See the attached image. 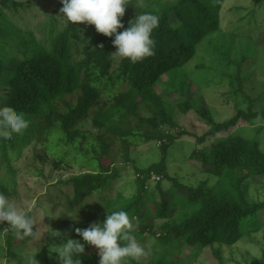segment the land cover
Returning <instances> with one entry per match:
<instances>
[{
    "label": "trees",
    "instance_id": "16d2710c",
    "mask_svg": "<svg viewBox=\"0 0 264 264\" xmlns=\"http://www.w3.org/2000/svg\"><path fill=\"white\" fill-rule=\"evenodd\" d=\"M222 1L131 0L122 17L124 27L142 13L160 18L158 28L152 33L155 54L136 63L116 55L114 36L98 33L94 25L68 21L58 28L52 18L40 26L39 32L44 34L41 39L34 37L32 29L12 30L9 25V34L17 37L19 43L13 48L17 56L0 57V104L25 113L30 121L29 127L21 134H13L11 140L0 137V159L7 162L9 172H15L10 165L11 157L18 155L30 140L39 145V158L50 155L54 165L58 162L62 165L64 158L81 159L80 165H85L86 171L59 181L71 187L72 193H65V207L72 209L71 206L80 204L96 191L111 192L112 184L119 177L116 164L130 160L129 145L152 140L160 145V161L147 168H134L133 194L118 193L115 198L105 194L107 214L126 211L132 225L137 224L130 233L147 253L145 259L125 258L124 264H184L175 256V251L184 245L211 247L215 259L221 263L220 250L215 244L234 245L244 236L258 233L263 226L260 213L264 210V200H249L246 193L250 180L264 176V150L257 141L230 132L241 122L250 123L258 117L263 120L264 110L254 111L248 106L247 110L240 109L221 121H215L206 111L203 115L210 127L197 135L178 126L173 108L158 88L164 74L179 77L204 37L218 29ZM7 2L13 9L26 4L0 0L3 6ZM1 15L4 16L2 11ZM2 28L0 24V37L4 36ZM219 55L226 59L228 69L235 63L237 70L233 69L235 72L229 77L245 93L241 87L244 60L236 62L226 51ZM180 89L177 90L181 92ZM245 96L250 102V97ZM192 105L187 99L176 106L177 110L187 112ZM87 123L97 131L86 128ZM225 134L208 150L194 149L188 155L191 164L194 162L198 169L216 176L213 185H208L207 180L190 185L169 174L166 156L178 138L191 135L197 143H203L207 137L219 138ZM106 159L107 163H103ZM152 172L169 180L168 196L160 179L150 180ZM177 187L184 190L178 191ZM0 192L9 199L14 196V191L1 181ZM143 211L146 217L159 222L154 224L142 218ZM60 220L63 226H70L67 220ZM90 223L89 218L81 229ZM35 233L36 226L32 236L20 238L7 222H0V242L14 255L16 247L24 246ZM71 234L61 233V237H55V243L63 238L83 242L74 229ZM148 238L153 241L151 246L145 244ZM18 240L20 243H15ZM53 241L44 242L31 264L34 259L37 264H59L56 254L49 252ZM16 253L18 264L21 252ZM80 259L82 264H98L99 256L92 245L86 244ZM251 264H264V252L261 257H254Z\"/></svg>",
    "mask_w": 264,
    "mask_h": 264
},
{
    "label": "rangeland",
    "instance_id": "374dc122",
    "mask_svg": "<svg viewBox=\"0 0 264 264\" xmlns=\"http://www.w3.org/2000/svg\"><path fill=\"white\" fill-rule=\"evenodd\" d=\"M15 1L26 4L17 6L16 10L10 2L4 6L0 3V11L4 13V16L0 17V24L3 27L1 32L4 33V36L0 37L2 50L0 57L3 58L17 56L13 48L18 46V38L9 34L10 29L19 30L20 27L24 30L32 29L34 37L41 39L44 34H40L39 28L48 20L53 18L58 28L68 22L59 11L62 7L60 0ZM218 12V29L204 37L193 58L181 69L179 77H172L171 73H167L162 76L160 84L158 83L163 99L173 108L178 126L197 135H201L210 127L207 117L203 115L206 111L215 121H221L240 109L247 110L248 106L254 111L264 110V0H223ZM230 31L234 34H229ZM225 51L227 56L236 62L244 60L241 68L244 77L241 87L246 94L236 88L239 84L235 79L231 83L230 73H234L237 67L234 63L227 68L226 59L219 55L225 54ZM179 87L182 89L181 92L177 90ZM245 95L250 97V102ZM187 99L193 102L192 108L187 112L177 110L176 105ZM257 127L263 129L258 130ZM86 128H90L92 132L97 131L89 123ZM230 133L257 141L259 147L264 150V119L258 117L250 123L241 122ZM223 136L226 134L219 138L207 137L203 143H197L191 135L178 138L168 148L166 165L169 174L177 176L186 184L198 185L200 181L207 180L208 185H213L216 176L198 169L194 162L191 164L188 155L194 149L208 150L214 141ZM129 150L130 160L127 163L116 164L119 177L112 184L111 192L96 191L87 195L80 204L71 206L72 209L65 207L67 203L65 193H72L71 187L59 181L86 171L87 167L80 165L81 159L64 158L62 165L59 162L54 165L50 155L44 159L39 158L41 149L34 140L28 141L18 155L11 157L10 165L14 173L9 172L7 162L0 159V181L14 191V196L10 200L21 210L28 209L34 217L36 226L35 236L24 246L15 249L21 252L18 264H31L34 254L44 246L45 241L53 239V244H56L57 239L49 236L47 232L49 229L71 236L73 229L83 227L89 218L91 223L102 222L107 214L105 194L110 193V198H115L118 193L124 196L133 194L136 172L134 168L136 166L147 168L151 163L160 161L162 157L160 145L154 140L129 145ZM71 154L67 156H72ZM107 161L103 160V163ZM158 178L165 189V196H168L171 183L167 178L159 175ZM181 189L177 187L178 191ZM246 196L252 201L264 200V176L249 181ZM76 214L78 221L70 216ZM141 217L150 223L159 222L152 217H146L144 211ZM260 217L263 226L258 233L244 236L231 246L215 244L220 250L221 263L215 259L211 247L193 248L184 245L181 250L175 251V256L184 264H251L254 257H261L264 252V210ZM61 218L70 222V226H63L60 223ZM136 227L137 224L132 225L133 230ZM18 242L20 243V240L15 243L19 244ZM0 243L2 244L0 264H16L18 256L16 251L14 255L6 250L2 242ZM145 244L151 246L152 239H146ZM92 248L98 253L95 246ZM146 256L147 253L141 258L145 259Z\"/></svg>",
    "mask_w": 264,
    "mask_h": 264
},
{
    "label": "clouds",
    "instance_id": "9594fccd",
    "mask_svg": "<svg viewBox=\"0 0 264 264\" xmlns=\"http://www.w3.org/2000/svg\"><path fill=\"white\" fill-rule=\"evenodd\" d=\"M60 3V13L72 24L82 22L94 25L98 33L114 36V53L119 57L136 63L155 54L156 42L152 33L158 28L160 18L146 12L135 15L128 26L124 27L122 17L131 0H60ZM29 124L25 113L0 104V137L11 140L13 134L23 133ZM153 175L155 173H150V180L154 182L159 179ZM70 216L78 221L77 214ZM0 222H7L20 238L34 234L35 221L30 211L19 209L4 192H0ZM131 228L132 223L126 211H113L102 222L90 223L83 229L74 228L83 242L75 238H63L60 243L51 245L49 252L56 254L59 264H82L80 256L87 244L98 249V264H124L125 258L139 260L146 255V251L130 233ZM47 232L51 237H61L59 231L49 229ZM34 264H37L35 259Z\"/></svg>",
    "mask_w": 264,
    "mask_h": 264
},
{
    "label": "built area",
    "instance_id": "2783aa9c",
    "mask_svg": "<svg viewBox=\"0 0 264 264\" xmlns=\"http://www.w3.org/2000/svg\"><path fill=\"white\" fill-rule=\"evenodd\" d=\"M154 177H155V175H153ZM156 179H158V176L157 177H155Z\"/></svg>",
    "mask_w": 264,
    "mask_h": 264
}]
</instances>
